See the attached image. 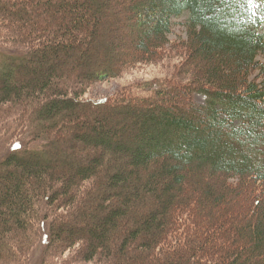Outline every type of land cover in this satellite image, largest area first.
Segmentation results:
<instances>
[{
  "label": "trees",
  "instance_id": "trees-1",
  "mask_svg": "<svg viewBox=\"0 0 264 264\" xmlns=\"http://www.w3.org/2000/svg\"><path fill=\"white\" fill-rule=\"evenodd\" d=\"M262 20L231 0H0V118L24 126L0 157V264L36 244L43 264L77 245L93 264H264ZM173 53L174 77L86 98Z\"/></svg>",
  "mask_w": 264,
  "mask_h": 264
},
{
  "label": "rangeland",
  "instance_id": "rangeland-1",
  "mask_svg": "<svg viewBox=\"0 0 264 264\" xmlns=\"http://www.w3.org/2000/svg\"><path fill=\"white\" fill-rule=\"evenodd\" d=\"M112 15L109 16V21H111ZM141 19H137V22H140ZM174 22V31L171 35L173 43L182 42L189 37V22H190V12L187 11L183 16L173 17ZM128 35L126 36V41L124 42L125 48H132L134 42L138 40V34H132L131 30H128ZM170 49H174L173 46ZM173 53L170 57H166L163 60L158 61L157 63H142L139 64L137 67L132 68L129 72L125 73L123 76L109 79L105 81H99L96 83L86 95L87 99L91 100H98V99H105L112 94H115L123 89L131 87L137 91H144L145 88H149L151 83L157 84L158 80L167 79L171 77L179 71L180 69V59ZM260 58L264 61V55H261ZM102 71L103 69H99ZM99 71V72H100ZM258 75V72L255 73ZM197 100L200 103H206L207 98L205 95L197 94ZM22 122L20 118L10 117L5 119V117L0 118V157H6L10 153L11 144L13 138L17 136V134L23 131L24 126H22ZM24 139V138H22ZM234 209V211L238 210L237 207L231 208L230 210ZM67 212L70 209H66ZM228 210V212L230 211ZM56 220L57 217L52 218ZM41 246V244H40ZM39 244H36L32 255H30V263L29 264H43L45 251L41 248ZM83 245H77L72 249H68L63 253H54L49 261L51 263L57 264H93V263H85L78 257L79 253H82ZM57 254V255H56ZM95 264V263H94Z\"/></svg>",
  "mask_w": 264,
  "mask_h": 264
},
{
  "label": "snow or ice",
  "instance_id": "snow-or-ice-1",
  "mask_svg": "<svg viewBox=\"0 0 264 264\" xmlns=\"http://www.w3.org/2000/svg\"><path fill=\"white\" fill-rule=\"evenodd\" d=\"M231 2L240 3L243 5H251L252 7H259L260 14L264 17V0H231ZM264 22V20H262Z\"/></svg>",
  "mask_w": 264,
  "mask_h": 264
}]
</instances>
